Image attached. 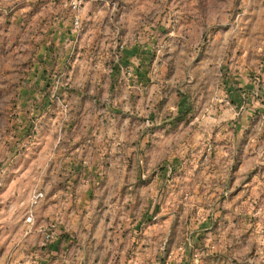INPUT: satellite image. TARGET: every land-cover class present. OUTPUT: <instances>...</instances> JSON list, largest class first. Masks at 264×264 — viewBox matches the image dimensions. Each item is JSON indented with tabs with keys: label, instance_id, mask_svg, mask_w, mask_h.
Segmentation results:
<instances>
[{
	"label": "rangeland",
	"instance_id": "obj_1",
	"mask_svg": "<svg viewBox=\"0 0 264 264\" xmlns=\"http://www.w3.org/2000/svg\"><path fill=\"white\" fill-rule=\"evenodd\" d=\"M73 2L0 0V264H264V0Z\"/></svg>",
	"mask_w": 264,
	"mask_h": 264
},
{
	"label": "built area",
	"instance_id": "obj_2",
	"mask_svg": "<svg viewBox=\"0 0 264 264\" xmlns=\"http://www.w3.org/2000/svg\"><path fill=\"white\" fill-rule=\"evenodd\" d=\"M81 3H82V0H75V2H73L72 5H73V7L75 9H77V8L80 7L79 5H81ZM44 197H45V195H44V192L43 191H41V190L36 191L33 194L32 198H31V207L32 208H36L37 205H39L40 202L43 201ZM25 222H26V224L28 226H33L35 224V213H34V209H32V210L29 211V213H28V215L26 217ZM30 232L31 231H29L28 233H30ZM52 235H53L52 232H50V233L46 234V237L48 239H50L52 237Z\"/></svg>",
	"mask_w": 264,
	"mask_h": 264
},
{
	"label": "crops",
	"instance_id": "obj_3",
	"mask_svg": "<svg viewBox=\"0 0 264 264\" xmlns=\"http://www.w3.org/2000/svg\"><path fill=\"white\" fill-rule=\"evenodd\" d=\"M69 22H70V18H68L66 21L62 19L60 23L58 22L56 29L66 28L69 25ZM53 36L55 37L54 38L55 40L59 41L62 39V37H64V34L60 32H56Z\"/></svg>",
	"mask_w": 264,
	"mask_h": 264
}]
</instances>
